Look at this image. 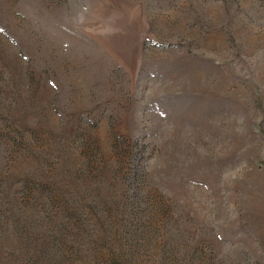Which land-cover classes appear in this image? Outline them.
Masks as SVG:
<instances>
[{
  "label": "rangeland",
  "instance_id": "obj_1",
  "mask_svg": "<svg viewBox=\"0 0 264 264\" xmlns=\"http://www.w3.org/2000/svg\"><path fill=\"white\" fill-rule=\"evenodd\" d=\"M0 197V264H264V0H0Z\"/></svg>",
  "mask_w": 264,
  "mask_h": 264
},
{
  "label": "trees",
  "instance_id": "obj_2",
  "mask_svg": "<svg viewBox=\"0 0 264 264\" xmlns=\"http://www.w3.org/2000/svg\"><path fill=\"white\" fill-rule=\"evenodd\" d=\"M154 109H155V111H154V117L158 121L161 122L163 118L166 119V120L169 118L170 113L167 112L168 109L165 110V108H163V107L162 108H159L158 106H154ZM57 128H58V131L59 132L63 130V128L62 129L59 128V127H57ZM78 128L83 131V133H82V135L80 137L81 138L80 146H82V147L83 146H87L83 150V152H84L83 153V157H84V155L86 154V152H89L90 151V150H87V149L90 147L89 141H90V139H93V137L91 135H87V133L85 132V128L83 127L82 124L81 125H78ZM124 140L127 141V139H124ZM122 146L123 145L120 142V139L119 140H116L115 143H114V145H112V148L114 150V156L116 158H118L119 161H122L125 157L130 158V156L133 154L131 151H126L125 149H123ZM87 158H89V157L87 156ZM84 159H85V157H84ZM128 163H130V161H127V164ZM131 171L129 173H127V174H131ZM140 171H142V169L136 167L135 174H140ZM194 181L196 182V180H194ZM20 182H21V186L18 189V191H16V193L17 194L19 193V196H20V198H22V202L23 203H25V201H31L30 199L35 198L34 196L32 197V193L30 192L31 186L28 185V183L24 182L23 180L20 181ZM47 189H48V191L50 190V188L48 186H47L46 190ZM132 199H133V202H134L135 205L131 206V205L128 204L129 205V208H130V212H131L130 214H132V215L140 214V212H142L143 210L142 209H139V207H136V206H139V204L143 202L144 196L143 195L140 196L136 192L135 194H133ZM1 201H2V198L0 197V202ZM106 206H108L107 208L110 209L111 204L109 202H106V204H105L104 207H106ZM93 207H96V206H93ZM0 210H1V207H0ZM70 211H71V213L69 215V218L72 217V215L74 213L73 210H70ZM63 213H64V211H63Z\"/></svg>",
  "mask_w": 264,
  "mask_h": 264
}]
</instances>
